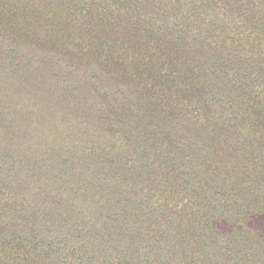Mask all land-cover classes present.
Wrapping results in <instances>:
<instances>
[{
    "label": "trees",
    "instance_id": "obj_1",
    "mask_svg": "<svg viewBox=\"0 0 264 264\" xmlns=\"http://www.w3.org/2000/svg\"><path fill=\"white\" fill-rule=\"evenodd\" d=\"M55 1L0 0V264H264V0ZM106 70L173 106L127 129Z\"/></svg>",
    "mask_w": 264,
    "mask_h": 264
},
{
    "label": "rangeland",
    "instance_id": "obj_2",
    "mask_svg": "<svg viewBox=\"0 0 264 264\" xmlns=\"http://www.w3.org/2000/svg\"><path fill=\"white\" fill-rule=\"evenodd\" d=\"M52 2V1H51ZM58 0L55 1V3H57ZM91 25V24H90ZM97 27H101V25H91V28L95 29ZM127 36L126 40L129 41V43L132 46H135V44H137V42H139V36L135 35V34H125ZM7 35H5L4 37H6ZM143 36V35H140ZM9 39H12L11 37H6ZM129 38V39H128ZM13 41H17L16 39H12ZM59 44V49L61 50V52L59 53V55L63 58H68L69 55L71 54L72 56V65H76L77 68L76 69V73L82 77H86L87 79H90V76L92 75L91 72H93V69H91V72L86 70L85 68L81 67L83 66H98L97 63L95 62V59L93 58V56L85 54L80 55V53H78V51L76 50H72V48L69 47L68 42L66 40H61L58 41ZM136 48V46H135ZM136 49H138V51L140 50L139 47H137ZM34 55V62L35 65L32 66H40L41 62H40V58H38V54L35 53H31ZM20 58H18L17 60H19ZM79 64H82L83 66H80ZM93 68V67H92ZM106 72H108L106 74V76L104 75V80H101L102 85L98 86L99 89H97V98L104 100V93L107 94L106 99L111 98L112 96L115 97V99L122 101L121 103H118L115 100H111V101H106L105 104L100 103V106H106L104 108H106V110H108L110 108V106H128L131 109H129V113H128V120H129V125L127 126V129L129 127H141V122L142 119H140V116L142 115V113H137V107L136 106H147L149 107L150 110H153V106H156V108L159 109V107L164 108L163 106H173L171 104V100L169 99V96L167 95H163L157 92H159V89H151L149 87H147L146 85H143L141 83L140 79H130L131 81H128L126 84L125 82L127 81L124 77V75L122 73H116L117 71H110V70H106ZM109 77H113L116 80H118L117 82L115 81H109L108 78ZM122 80H124V83L121 82ZM240 84V83H239ZM1 88H6L7 84L6 82H1L0 83ZM19 87L21 88L22 86L19 85ZM83 89V87H82ZM85 90V89H84ZM36 96H39L38 93H35ZM38 98H40L41 100H46L43 99L42 96H39ZM60 98V97H59ZM76 101L71 102L72 105H76V106H91L90 104H85L83 101L79 100V97H77L75 99ZM190 100V97H188L186 99ZM10 100L7 99L6 97L0 96V106H18L19 103H15V104H9ZM49 101H44V103H42L43 105H46ZM118 104H122V105H118ZM200 108H202L201 111H203L206 114H211L213 111V108H207V106H199ZM206 109H208L209 111H207ZM125 115L127 114V110L125 109ZM214 113V112H213ZM139 116L138 120L137 117ZM10 121V120H9ZM106 124H103V127ZM3 126L7 129H9L10 127V123L5 120L4 123H2V121L0 120V142L1 144H3L5 141H10V139L8 137L5 136V130L3 129ZM189 127V126H188ZM259 128V127H257ZM260 130L264 131L262 128H259ZM229 135V137L235 139L236 135L235 132L233 130H228L226 131ZM12 134V133H11ZM223 134V133H221ZM225 135V134H224ZM94 139V138H93ZM83 176H86L85 174H83ZM55 184V183H54ZM57 185H54L53 190L55 191L57 188ZM255 225L258 226L260 229L264 230V219H257V221L255 222Z\"/></svg>",
    "mask_w": 264,
    "mask_h": 264
}]
</instances>
